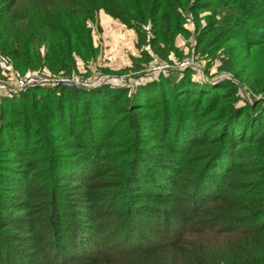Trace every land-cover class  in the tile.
<instances>
[{"label":"trees","instance_id":"1","mask_svg":"<svg viewBox=\"0 0 264 264\" xmlns=\"http://www.w3.org/2000/svg\"><path fill=\"white\" fill-rule=\"evenodd\" d=\"M101 11L143 71L178 56L190 17L196 51L262 98L190 69L0 101V264H264V0H0V60L84 75Z\"/></svg>","mask_w":264,"mask_h":264},{"label":"rangeland","instance_id":"2","mask_svg":"<svg viewBox=\"0 0 264 264\" xmlns=\"http://www.w3.org/2000/svg\"><path fill=\"white\" fill-rule=\"evenodd\" d=\"M188 20L189 21H188V24L186 25V28L190 31V33L186 34L184 36H179L177 38L176 44L179 47L181 52L178 54V56H175V57L173 56L168 63L175 66V65H179L181 62H184V61L187 62L188 61V62L194 63L195 65L196 64L199 66L201 65L202 69L204 70L205 74L207 75L206 76L207 78L204 76H201V75H196V76H197V78L202 77L205 82H212V81H216V80L221 81V80H225V79L230 80L233 84H235L239 88V95L241 96L240 98L242 99L241 100L242 105L245 104L246 102H249V101L252 102L253 100H256V99L260 100L262 98V96L252 95L248 91V89L244 85V83L240 79H237L233 73H231L228 70H224V71L220 70L221 69L220 67L222 65L220 58H216L214 61H211L212 60L211 57H209L208 55L203 56L196 51V33L194 32L195 31L194 25H193L192 21H190L191 20L190 17ZM96 31L99 32L98 30H96ZM236 42L237 41H233L230 44H236ZM114 43H115V41H114ZM136 44H137V42L135 43V49H137ZM137 50H136L134 55L130 54L131 52H129L128 57L125 60V62L118 64L117 66H115L114 64L113 65L110 64V66H109L107 64V62H110L112 60H109L106 63L104 62L102 64V66L100 68H97V69L91 68V66L87 67L89 69H85L86 67H85V65H83V69L80 73H82L84 75H75V76L90 77L92 75L94 76L95 74H97V75L111 76V77L115 78L116 80H118L121 77H124V78L142 77L145 80L147 78L145 77V74H143V73H146V72H145V70L143 71L140 69H143V68L145 69V67L143 65H146L147 62L145 61L144 57H142L140 55L139 51H137ZM106 54H110V53H106ZM133 58H136L140 64H139L138 68L130 69V68H133V66H134L133 60L136 61V59H133ZM223 58H224V56H223ZM210 61H211L210 68H209V70H207L208 72H206V69H208V63ZM237 67L240 70L243 67V65L237 63ZM125 68L130 69V70L125 72L124 74L123 73L122 74L121 73L110 74L108 72V70H114L116 72H121ZM187 70H190V69H187ZM4 71H5V64L3 63L2 60H0V84H1V86L3 85L2 90H4L6 88V86L14 84L17 80H19V78L27 75V74H25V75H17V76L10 75L9 76V74L5 73ZM174 74L175 73H171L168 76L173 77ZM158 79L159 78H156L155 80H158ZM147 81H153V80L147 79ZM112 83L116 84L117 82L112 81ZM20 93H19V95H20ZM16 96H18V95H16ZM9 98H10V96H9ZM6 99H8V97L3 99V100H6Z\"/></svg>","mask_w":264,"mask_h":264},{"label":"built area","instance_id":"3","mask_svg":"<svg viewBox=\"0 0 264 264\" xmlns=\"http://www.w3.org/2000/svg\"><path fill=\"white\" fill-rule=\"evenodd\" d=\"M111 55L103 53L101 60H98L91 64V68H100L102 64L109 60H111ZM187 69L194 70L198 75L204 76L205 72L202 69L201 65H195L191 62H181L179 65H171L166 61L161 60L159 57L154 56L150 62L149 67L145 70V77L150 80H155L159 78L162 74H168L171 71H179L184 72ZM9 68L5 67V73L9 74L7 71ZM86 73V72H85ZM95 74V73H94ZM13 75V74H9ZM17 76V75H14ZM207 78V77H206ZM145 79V80H147ZM144 78H124L121 77L118 80L111 76L107 75H97L90 77H80L75 75H66L64 73L60 74H52L50 72H32L28 73L26 76L19 78L14 84L6 86L4 90H2V86L0 84V100L2 101L5 98H9V96L14 97L19 95L21 91H25L29 88H68V89H84V90H94L99 89L105 85L113 84L112 81H116L115 85H121L125 89H135L139 85L145 82Z\"/></svg>","mask_w":264,"mask_h":264},{"label":"crops","instance_id":"4","mask_svg":"<svg viewBox=\"0 0 264 264\" xmlns=\"http://www.w3.org/2000/svg\"><path fill=\"white\" fill-rule=\"evenodd\" d=\"M97 26L100 27V30ZM93 28L95 46L102 50V55L103 53L111 54L112 61L107 62L109 66L110 64L117 66L118 64L124 63L129 52H131L130 54H135L137 50L135 49V43L137 41V38L135 37L136 34H134L135 32L126 29L124 25L108 16L105 12L101 11L99 13L96 26L93 25ZM102 55L99 60H101ZM83 65V63L79 62L81 71Z\"/></svg>","mask_w":264,"mask_h":264}]
</instances>
